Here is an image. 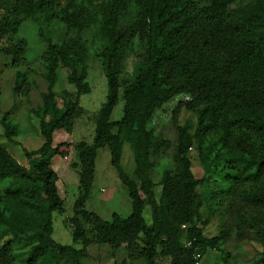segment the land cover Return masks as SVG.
Masks as SVG:
<instances>
[{"label":"trees","instance_id":"1","mask_svg":"<svg viewBox=\"0 0 264 264\" xmlns=\"http://www.w3.org/2000/svg\"><path fill=\"white\" fill-rule=\"evenodd\" d=\"M0 9V38L9 40L0 56H11L14 65L22 62L27 43L11 37L38 13L77 31L60 42L47 39L41 63L48 90L34 110L44 143L34 150L23 146L31 166L0 147V225L11 235L0 243V264H18L14 243L21 241L31 245L21 264H85L93 243L124 248L129 258L144 264H157L158 257L169 258L170 264H196L195 256L203 259L209 249L217 251L211 264H232L229 244L240 247L245 241L262 245L254 264H264V0H0ZM93 26L106 42L94 54L105 72L107 96L92 143L75 146L79 196L69 220L73 241L82 243L76 248L52 237L53 214L65 211L52 159H67L72 151L71 143L54 145L53 139L58 130L71 133L84 114L80 97L91 92L90 46L81 33ZM135 45H144L145 51L134 79L125 83L126 54ZM61 68L76 89L64 90L62 103L54 90ZM31 87L28 73L17 71L14 92L29 95ZM121 88L123 116L113 121ZM180 96L172 111L174 168L164 170L156 183L152 155L171 145L156 130V114ZM183 108L197 115L193 131L189 124H178ZM1 123L3 135L21 144L8 113ZM125 141L134 151L133 176L122 165ZM103 147L109 148L132 205L128 216L114 212L110 221L86 208ZM192 149L206 170L201 178L193 172ZM202 186L206 189L200 192ZM147 206L151 223L144 216ZM204 206L207 218L201 213ZM219 206L236 214L237 222L207 237L204 229Z\"/></svg>","mask_w":264,"mask_h":264},{"label":"rangeland","instance_id":"2","mask_svg":"<svg viewBox=\"0 0 264 264\" xmlns=\"http://www.w3.org/2000/svg\"><path fill=\"white\" fill-rule=\"evenodd\" d=\"M247 1V0H246ZM2 10L0 9V15ZM75 29L68 28L59 18L51 21L45 19L44 13H38L36 18L28 19L23 22L18 33L11 37L12 41L24 39L27 43V50L23 55L20 64H12V57L8 55L0 56V147L10 150L18 160L31 166V161L26 158L23 146L30 150L39 148L44 143V138L40 133V120L35 115L34 110L42 104V94L48 90V82L43 77V65L41 57L47 48V39L51 38L54 42H60L66 37L74 36ZM89 41V59L87 81L91 86V92L80 97V104L83 106L84 114L79 117L74 124L71 133L65 130H58L54 135V143L67 141L72 145V151L67 159L60 155H55L52 159V166L59 175L58 185L61 190V197L64 201L65 211L63 213L54 212L53 214V234L52 237L61 244H70L76 248H81L82 243L74 242L72 238V224L70 217L74 214V203L79 196V168H74V163H79L75 146L80 141L92 143L95 136L96 119L102 104L107 96V79L101 61L95 56L94 52L99 44H105L96 26L91 30L81 33ZM8 38H0V47L7 45ZM144 45H135L128 51L125 58L122 80L130 83L137 72L138 63L144 54ZM17 71H26L32 83L29 95L17 94L14 92V83ZM59 81L54 87L62 103L63 91L71 93L76 91L75 86L67 80L68 70L61 68ZM123 88L120 90L119 101L113 110L111 120L116 121L123 116L125 100L123 98ZM183 97H177L171 101L164 109H160L156 114L155 126L159 136L171 142L169 148L163 152L152 155L153 166L151 177L158 183L164 170L174 168L173 155L175 152L177 130L172 121V111ZM4 113H8L9 118L18 126L21 144H16L4 133L1 118ZM197 123V115L193 111L182 109L178 124L191 125L193 131ZM190 158L194 174L201 178L206 170L200 161L196 149L190 150ZM122 165L126 172L133 176L135 162L132 145L125 141L123 145ZM206 186H202L199 191H205ZM113 195V199H108ZM228 202V201H227ZM86 208L98 213L103 219L110 221L114 212L123 217L131 213L132 205L128 194V188L119 178L117 169L111 163V154L108 147L98 149L96 158L95 178L91 191V196L86 203ZM208 207L204 206L201 213L204 218L209 217ZM144 216L148 223H151V207L147 206ZM237 215L230 212L228 207H217V211L210 217V222L204 229L207 237L218 235L223 229L233 226L237 222ZM0 225V243L11 237ZM30 244L21 241L14 243V256L18 264L30 249ZM89 257L83 259L85 264H144L142 260L131 259L124 248L113 249L108 244L93 243L89 247ZM229 250L233 252L232 264H254L259 259L263 247L257 241H245L238 247L236 243L229 244ZM217 251L209 249L201 260L200 264H211L214 262ZM157 264H170L167 257H158ZM62 264H68L62 262Z\"/></svg>","mask_w":264,"mask_h":264},{"label":"built area","instance_id":"3","mask_svg":"<svg viewBox=\"0 0 264 264\" xmlns=\"http://www.w3.org/2000/svg\"><path fill=\"white\" fill-rule=\"evenodd\" d=\"M184 228H185V225L183 226ZM196 264H200L201 263V260H202V257H201V255L200 254H197L196 256Z\"/></svg>","mask_w":264,"mask_h":264},{"label":"crops","instance_id":"4","mask_svg":"<svg viewBox=\"0 0 264 264\" xmlns=\"http://www.w3.org/2000/svg\"><path fill=\"white\" fill-rule=\"evenodd\" d=\"M56 134V132L54 133V135ZM57 143H54V145H56ZM59 186V185H58ZM59 193L61 195V190L59 189ZM115 192L112 193V196H110L108 199L112 200L113 199V195Z\"/></svg>","mask_w":264,"mask_h":264}]
</instances>
